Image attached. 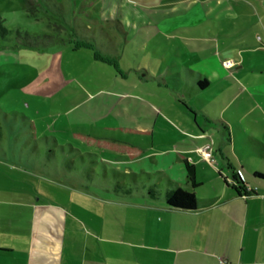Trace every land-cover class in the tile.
Segmentation results:
<instances>
[{"label":"rangeland","instance_id":"rangeland-1","mask_svg":"<svg viewBox=\"0 0 264 264\" xmlns=\"http://www.w3.org/2000/svg\"><path fill=\"white\" fill-rule=\"evenodd\" d=\"M178 1L0 0V51L26 49L24 60L2 62L0 58V163L22 169L25 198L37 194L40 203H62L60 196L65 192L59 188L67 187V183L100 195L116 190V180L123 176L121 168L126 164L112 165L119 155L77 142L71 137L73 131L152 144L172 152H199L198 148L210 145L214 161L202 157L197 177L199 182L205 180L198 187L205 193L213 179L211 172L222 181L218 171L227 169L226 162L239 163L234 147L243 149L244 144L241 139L234 140V135L240 137L246 131L264 140V117L253 116L264 114V66H255L264 65V49L260 58L254 51L237 53L244 62L241 69L220 65L238 49L224 47L226 39L256 38L260 42L262 37L264 42V0H248L240 11L235 8L237 0L207 1H213L214 6L220 4L215 6L216 16L210 15L198 25L202 32L216 34L203 44V48L215 52L212 58L204 53L192 57L172 46L161 49L158 7H173ZM126 2L137 6L139 16L127 35L114 25L109 27L106 21V32L95 30V39L81 29L93 24L95 15L112 20L109 12L117 17L119 5L124 3V9L128 7ZM99 7L101 10H97ZM229 8L232 13L224 15ZM176 31L164 35H175ZM26 33L39 37L28 39ZM45 33L73 40L52 38L48 44ZM76 39L93 46L76 48ZM29 40L30 46L24 45ZM94 53L108 60L97 59ZM201 77H207L210 86L197 93L193 85ZM199 98L214 103H201ZM237 108L243 112L240 121L244 131L234 129L230 133L221 121L222 115ZM29 121L34 122L36 130ZM112 125L149 128L153 134L138 137L105 130ZM124 176L133 187L134 176ZM150 178L140 174L138 183ZM0 186L4 187L1 194L12 191L11 177L3 171Z\"/></svg>","mask_w":264,"mask_h":264},{"label":"crops","instance_id":"crops-1","mask_svg":"<svg viewBox=\"0 0 264 264\" xmlns=\"http://www.w3.org/2000/svg\"><path fill=\"white\" fill-rule=\"evenodd\" d=\"M207 1L210 0H179L173 7H158L161 49L172 46L192 57L199 56V53L215 57V52L203 48V44L212 41L210 37L216 34L209 30L202 32L198 27L210 15L216 16L215 6L220 5L214 6L213 1ZM239 1L235 8L244 10L248 0ZM257 1L250 0L252 3ZM122 4L117 17L109 12L112 19L109 21L95 15V22L84 28L91 31L95 38V30L106 32L103 27L107 25H114L119 32L127 35L139 16L135 4L126 2L128 7L121 9ZM223 13L231 14V8ZM237 16L240 14L237 13ZM105 21L107 25H104ZM145 22L140 20L139 23ZM174 29L177 30L175 35H164ZM229 34L232 35V32ZM63 39L60 41L73 40L65 36ZM224 45L238 47L234 55L221 60L220 65L227 69L244 67L237 53L254 51L260 58L264 49L262 37L260 42L256 38L233 42L226 39ZM24 51L25 47L3 49L0 58L2 62L24 60ZM226 59H231L233 65L225 66L223 61ZM207 80L209 83L205 89L210 86V80ZM193 88L197 93L202 91L195 85ZM199 99L201 103H214L209 98ZM203 112L208 113L206 110ZM242 116L243 112L237 108L231 114L224 112L221 121L229 132L234 129L244 131L240 121ZM253 116L263 118L264 114ZM115 127L112 125L110 128ZM233 137L234 140L241 139L244 144L243 149L234 147L240 156L239 163L226 162L227 169L218 171L222 181L217 180L215 172H211L213 179L206 193L198 189L204 184V179L197 181L199 184L193 187L186 176L185 159L194 164L197 180L203 160L199 152H172L166 147L157 149L152 144L149 147L140 145L143 154L133 160L117 154L120 158H115L112 165H126H122L123 176L116 180L114 192L100 195L67 183V187L59 188L65 192L60 196L62 203L54 205L40 203L37 194L25 198L22 193V169L0 163V171L10 176L13 182L9 195L0 193V264H221L223 261L225 264H264V178L254 175L255 171L264 174V140L246 131L240 137ZM143 173L151 178L138 183V176ZM124 174L134 176L133 187L131 183L127 184L128 178ZM153 174L159 176L155 178ZM233 174H238L244 186L253 191L247 195L239 194L227 182H231ZM3 188L0 186L1 191ZM177 188L192 190L197 198L194 210L167 205V192Z\"/></svg>","mask_w":264,"mask_h":264},{"label":"trees","instance_id":"trees-1","mask_svg":"<svg viewBox=\"0 0 264 264\" xmlns=\"http://www.w3.org/2000/svg\"><path fill=\"white\" fill-rule=\"evenodd\" d=\"M3 28V27H2ZM5 29V28H4ZM87 31L89 35H91V38L94 39L93 33L85 28H81ZM78 32V30L75 31V33ZM81 32V31H80ZM79 34V33H78ZM26 37L28 39H37L39 36H32L26 33ZM47 37V43L51 44L53 39L54 40H64L63 38H53L52 35L44 34V38ZM53 38V39H52ZM82 38H87V36H83ZM76 44L74 47H91L92 44L88 43L87 41L78 42L75 41ZM31 41H26V44L29 45ZM30 46V45H29ZM95 57L97 59H101L103 61H106L108 59L104 58L103 55L99 53H94ZM208 80L207 78H201L199 79L195 87L199 90H203L208 86ZM29 124L33 130H35V126L32 121H29ZM105 130H111V131H119L120 133L127 134V135H133L138 137H150L152 134V131L149 129H141L137 127H115V128H107ZM71 137L76 140L77 142L91 148L96 149H102L105 151H110L116 154H119L123 156L127 160H133L143 154V148L140 146L141 144L129 142L126 140L116 139V138H110V137H102L98 135H94L92 133H86L82 131H73L71 133ZM185 167H186V176L190 184L195 187L199 183L196 180L195 176V166L194 164H191L189 161L185 159ZM254 175L257 177L264 178V174L259 173L257 171L254 172ZM231 179V182L227 181L233 188H235L239 194L247 195L253 191V189L246 188L244 186V182L241 179V177L238 174H233ZM166 203L167 205L175 208H182V209H188V210H194L197 206V200L195 198V194L191 191H187L181 188L174 189L172 191H168L166 194Z\"/></svg>","mask_w":264,"mask_h":264},{"label":"built area","instance_id":"built-area-1","mask_svg":"<svg viewBox=\"0 0 264 264\" xmlns=\"http://www.w3.org/2000/svg\"><path fill=\"white\" fill-rule=\"evenodd\" d=\"M223 64L227 67H230L233 65V62L231 59H226L223 61ZM198 150L203 158L213 161V156H212L210 145H206L204 147L198 148ZM221 264H225V262L223 261L221 262Z\"/></svg>","mask_w":264,"mask_h":264}]
</instances>
